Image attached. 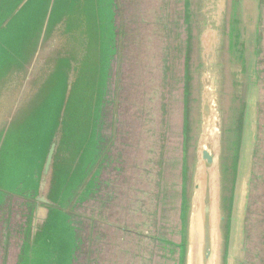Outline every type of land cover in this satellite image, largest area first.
<instances>
[{
    "label": "water",
    "instance_id": "95a60500",
    "mask_svg": "<svg viewBox=\"0 0 264 264\" xmlns=\"http://www.w3.org/2000/svg\"><path fill=\"white\" fill-rule=\"evenodd\" d=\"M27 1L19 2L15 11ZM120 1L112 0L113 8L120 12L112 11L114 37L110 41L113 50L110 72L104 79L98 59H88L90 54L79 49L80 64L77 68L71 64L68 70L61 85L62 102L56 113L52 111V123L49 121L51 111L47 108L45 125H50L51 132L41 156L33 158L36 163L34 188L31 197H24L30 201V207L22 216H10L11 220H27V241L31 228L34 234L50 216L51 221H59L62 226L67 223L68 226L63 227L72 238L68 264H79L78 251L86 242L82 244L78 239L85 231L77 216L83 212L85 204L98 200L102 203L112 194L102 175L116 161L112 152L119 123L115 110L119 108L123 88L120 75L126 46L125 38L115 37L116 30L125 31V17L124 24L119 21L124 8V0ZM241 1L244 2L218 0V8L226 14L222 31L216 28L213 14L211 20H207L204 17L207 11L201 12L203 3L213 0H179L177 9L183 83L181 124L187 130L186 150H183L186 166L183 264H229L243 231L256 141L257 102L261 96L256 79L261 0H252L251 35L240 19ZM11 18H7L4 25L7 26ZM115 25L120 26L115 29ZM87 45L89 43L85 47ZM65 47L64 36L56 30L43 51L0 73V151L18 106L44 84L42 71H48L44 59L52 54L60 56ZM90 59L92 63L86 70L85 61ZM23 106L28 107L30 130L37 121L34 105L24 103ZM249 113L253 115L250 145L246 134ZM18 125L19 130H23V125ZM25 142L26 137H23L21 148ZM21 153L23 160H28V151ZM95 187L99 190L94 195ZM244 187L247 190L245 210ZM242 209L245 213L241 218ZM5 232H9V239H14L15 234L9 228ZM8 249V256L15 255V245ZM54 264H57L55 258Z\"/></svg>",
    "mask_w": 264,
    "mask_h": 264
},
{
    "label": "rangeland",
    "instance_id": "374dc122",
    "mask_svg": "<svg viewBox=\"0 0 264 264\" xmlns=\"http://www.w3.org/2000/svg\"><path fill=\"white\" fill-rule=\"evenodd\" d=\"M21 1L23 2L24 0H0V73L10 70L18 63L22 64L27 62L30 60V57L34 54L36 55L39 50L43 51L45 43L56 30H59L64 36L66 47L61 51L60 56L52 54L50 57L44 59L45 66L48 69V71H42L41 77L44 78V84L38 91L34 92L30 98H25L20 103L2 143V149L0 151V264H54V258L57 264H68L71 254L72 238H69L68 232L63 227H67V223H64L62 226L59 221H51L50 216L44 224L38 226L34 234L31 228V237L27 241V220H11L10 216H22L25 209L28 210L30 207V201L24 197H31V190L34 188L36 163L33 158L37 159L41 156L51 132L50 125H45L47 108L51 111L49 121L52 123V114L54 111L56 113L62 102L61 85L66 80L68 70L71 64L74 68H77V64H80L79 49L82 48L83 51L85 49L86 53L90 54V56H87L88 59L92 57L98 59L97 64L99 70H102L101 76L104 79L110 72V58L113 51L110 46V41L114 37L112 33V11L116 12L118 10V12H120V10L113 8L112 0H28L26 4L16 12L15 9L17 4ZM178 1L179 0H177V5ZM217 2L218 0H213L212 3L204 2L201 6V12L202 10L207 11L206 13L203 12L207 20H211V14H213L216 20V28L222 31L226 14L218 8ZM241 3L240 19L247 25V32L251 35V18L253 19L254 17L252 0H244V2L241 1ZM104 10H106V12ZM14 12L16 13L14 14ZM9 17L12 18L6 26L4 25V21ZM124 17L126 21L127 16L126 14L124 16L122 12L121 18L119 19L122 24H124ZM118 26L120 25H115V29ZM124 32V30L123 32L120 29L116 30L115 37L117 36L124 39L126 37V35L124 36ZM94 36L95 38L93 40ZM121 38L118 39V41H121ZM154 41L155 49H157L158 42L156 37ZM180 41L181 36L179 38V42ZM87 43H89V45L85 47ZM125 43V59L121 65L122 72L120 75L123 88L119 95V108L115 110L118 115L119 123L116 126L117 135L114 149H112L116 161H114L102 175L105 178L106 185L109 184V192L112 193L111 198L109 200L106 199V201H108L106 206L112 207V210L110 213L109 209L108 214L105 212L101 216L103 223H105L104 219L107 216L110 217L111 221H115V216L119 214L117 207H114V203L121 197L122 186L126 183L124 178L130 171L129 166L125 167L126 165L124 163L126 161V156H122V154L127 150L126 135L131 126V113L133 112L136 114L137 112L134 107L135 99H132V95L138 94L137 90H139L140 83L148 82L147 80L149 79V77L146 76L148 70L145 69L143 71L142 80L136 78V69L132 70V66L129 67L128 64L130 48L129 38ZM220 45L221 41H219V46ZM259 46L261 47V38ZM259 50L261 51V48ZM144 53V49H140L138 53L139 57L143 59L142 65L152 68L151 65L153 62H150L151 53L149 61L143 58L142 54ZM91 63V59L90 61L86 60L84 68L88 70ZM154 64L156 67L159 66L156 61H154ZM178 66L181 74V59L178 62ZM233 69L236 70L235 67ZM178 86L180 92H182L183 83L181 79L179 80ZM144 87H147V84H145ZM139 93L142 94L143 92ZM24 103L34 105L33 110L37 116V121L36 123H32V129L30 130L28 128L29 125H27V119L29 118L28 107L24 109ZM179 105L181 108V101H179ZM128 107L133 108V111H129V114L126 115L125 109ZM177 119V124H180V112L177 114ZM172 120L176 121V116H173ZM19 123L23 125V130H19ZM252 123L253 115L249 113L246 122L247 143H249V145L253 131ZM1 132L2 127L0 128V134ZM23 137H26V142L21 148ZM24 150L28 151V160L26 161L23 160L24 158L21 153V151ZM9 152L13 153L8 154ZM4 160H6V162ZM131 177V174H129V183ZM250 184L251 181L248 183L249 190ZM244 188L243 209L245 210L244 202L246 203L245 194L247 190L246 187ZM249 199L250 193L246 204V213L244 212L245 217L243 218L244 222L242 224L243 231L239 236V245L229 264H264L250 257L252 253L255 252V248H258L260 253H264V236L260 235L264 227L262 223V221H264L263 218H258V222H255L254 228L251 225V229L253 230L258 228V234L249 235L250 239L245 247V231L247 232L246 218L249 209ZM263 199L264 196L260 199V204L258 206L260 209ZM243 209L241 218L244 214ZM258 215L261 216V210L257 214V217ZM7 228L10 229L11 233L15 234V236H13L14 239L8 238L9 232H5ZM220 228L222 233V223L220 224ZM98 229L100 228L96 226L95 230L98 231ZM175 238L178 239V235H176ZM11 245H15V255L8 256V247ZM85 247L86 250H88L89 244H87V242H85ZM97 248H99L98 243ZM94 249L95 246L92 250L94 251ZM245 250L249 252L248 256Z\"/></svg>",
    "mask_w": 264,
    "mask_h": 264
},
{
    "label": "flooded vegetation",
    "instance_id": "af4514ba",
    "mask_svg": "<svg viewBox=\"0 0 264 264\" xmlns=\"http://www.w3.org/2000/svg\"><path fill=\"white\" fill-rule=\"evenodd\" d=\"M180 8V4L178 1ZM177 0H130L129 4V67L136 69V78L142 80L143 71L148 70V82L140 83L138 94L132 95L136 114L131 113V126L126 135L127 150L122 156L125 167L130 171L124 178L121 197L114 203L119 214L111 221L107 216L103 228L98 229L99 238L91 246L89 256L95 264H143L144 253L150 247L144 241L136 242L135 232L149 227L153 218L159 221L172 217L174 200L167 193V186H172L177 170L170 161L177 152V114L180 112L178 94L180 92L178 75H180L176 59L180 38V21L176 13ZM179 10V9H178ZM175 32V34H174ZM264 0L261 3L260 38L261 51L259 58V75L262 101L259 109L258 142L254 155L253 175L246 220L245 247L250 236L258 234L251 229L258 218L264 220ZM156 37L158 48L155 49ZM176 37V39H175ZM145 60L153 62L152 68L142 65L139 50ZM146 54V58H145ZM154 61L158 63L155 66ZM151 70V71H150ZM129 71V70H128ZM131 71V70H130ZM147 84V87H144ZM139 92H143L140 94ZM133 108L125 109L126 115ZM176 116V121L172 117ZM176 125V126H175ZM131 174L130 183L128 175ZM125 197V198H123ZM107 205V204H106ZM110 213L112 207H105ZM261 210V216L257 214ZM104 212V213H105ZM103 213V214H104ZM177 217V215H174ZM102 220V218L100 217ZM103 223V222H102ZM264 224V221H262ZM249 225V227H248ZM105 230V231H104ZM104 231V232H103ZM264 236V227L260 233ZM138 238V237H137ZM97 243L99 248H97ZM95 246L94 251L92 250ZM92 250V251H91ZM246 255H249V252ZM264 263V253L258 248L252 256Z\"/></svg>",
    "mask_w": 264,
    "mask_h": 264
},
{
    "label": "trees",
    "instance_id": "16d2710c",
    "mask_svg": "<svg viewBox=\"0 0 264 264\" xmlns=\"http://www.w3.org/2000/svg\"><path fill=\"white\" fill-rule=\"evenodd\" d=\"M262 3V0H261ZM261 3H260V10H261ZM261 22V18H260ZM260 49V46H259ZM259 58H260V50L258 54V46H257V53H256V79L257 83L260 84V75H259ZM176 59L177 62L181 59V43L177 46L176 52ZM178 79L182 80V73L178 75ZM183 92V90H182ZM182 92H179L177 98L178 101L182 99ZM260 100L257 102V127H256V141L254 146V153H253V161H252V170H251V179L252 182V175H253V166H254V155L257 148L258 142V130H259V109L260 103L262 101V92H261V85H260ZM183 114V106L180 108V116L182 117ZM187 139V130L186 126L185 129L183 128L181 122L177 134V152L176 155L172 158L170 163L175 166L177 170L176 178L172 186H167L166 191L167 193L172 192L170 196H172L174 203L172 205L173 215L171 218H167L163 220L162 224L159 225V221H155L153 218L149 221V227L144 230H139L135 232L136 242L140 244V241H144L150 247L149 252L145 251L143 259V264H183L184 258V251H185V242H184V219H185V212H186V200H185V180L184 174L186 172L185 166V153L183 154V150L185 151L186 146L185 142ZM183 155V156H182ZM98 185V183H97ZM95 186V184H94ZM94 195L98 193L99 187L94 188ZM251 191V184L250 190ZM109 194L108 196H110ZM107 196V197H108ZM111 198L108 197L107 200ZM108 201H102L99 203L97 202L85 204L83 212L77 216L78 222L81 225L82 230L84 229L85 233L84 236L80 234L79 240L80 243L83 244L84 241L89 244L88 250L84 247L80 252L78 251L79 255V264H95L93 258L89 256L91 246L98 240L100 232L95 230V227L104 225L100 217L105 212L104 208L106 207ZM174 215H177L175 217ZM104 229V228H103ZM178 235V239L175 236ZM138 237V238H137ZM140 241H139V240ZM92 251V250H91ZM82 259V261H81ZM78 258L75 259L77 262ZM75 264V263H74Z\"/></svg>",
    "mask_w": 264,
    "mask_h": 264
},
{
    "label": "crops",
    "instance_id": "0c3cea01",
    "mask_svg": "<svg viewBox=\"0 0 264 264\" xmlns=\"http://www.w3.org/2000/svg\"><path fill=\"white\" fill-rule=\"evenodd\" d=\"M129 4H130V0H124L123 13L126 14V16H127V20L125 21V31H126L125 41L129 38V33H128V24H129ZM176 13H177V9H176Z\"/></svg>",
    "mask_w": 264,
    "mask_h": 264
}]
</instances>
